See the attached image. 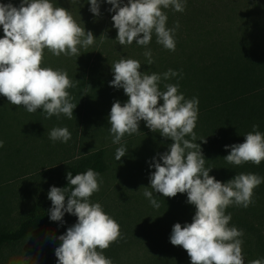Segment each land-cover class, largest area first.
<instances>
[{
  "label": "clouds",
  "instance_id": "clouds-1",
  "mask_svg": "<svg viewBox=\"0 0 264 264\" xmlns=\"http://www.w3.org/2000/svg\"><path fill=\"white\" fill-rule=\"evenodd\" d=\"M87 3L94 17H100L102 3L111 5L108 11L114 13L111 20L117 30L115 40L121 46L135 42L144 47L148 66L154 63L152 50L148 48L153 34L157 44L175 51L179 21L172 28L167 27L168 15L163 10L183 12L186 0H87ZM0 26L4 33L0 38V95L29 113L41 109L46 119L61 115L72 119L77 104L72 102L68 89L76 87L79 81L70 79L65 70L42 67L44 50L57 57L62 54L79 57L81 48L94 44L93 32L86 31L84 23L81 26L68 9L55 6L51 0H20L19 6L11 0L0 3ZM141 66L139 60L127 57L111 65L114 78L109 86L123 89L128 97L123 105L115 100L108 115L112 143L121 145L116 149L115 159L120 161L127 154L121 140L125 134L141 132V121L153 133L172 141L167 151L152 158L150 186H143V195L154 208L160 207L154 193L166 198L186 194V202L195 207L191 223L173 225L170 243L182 247L191 264H245L241 239L244 231L229 226L232 216L226 214V209L253 204L254 189L264 182V177L241 172L221 182L211 176L212 168L205 167L206 159L194 131L199 116L198 98L186 99L178 83H165V90L160 89L162 81L180 73L172 69L164 73L142 72ZM258 128L259 125L253 124L243 143L225 145V149H231L223 157L228 164L259 166L264 161V132ZM71 135L67 127H54L49 139L67 143ZM199 141L207 142L206 138ZM3 144L0 140V147ZM66 179L67 187L51 186L47 193L52 205L48 210L51 221L63 223L66 213L77 218L65 233L54 237L60 242L54 249L57 264H113L104 250L121 238L120 225L101 203L90 199L100 191V174L92 168L75 175L68 171ZM11 264H34V258L24 250ZM248 264H264V259H252Z\"/></svg>",
  "mask_w": 264,
  "mask_h": 264
},
{
  "label": "trees",
  "instance_id": "trees-1",
  "mask_svg": "<svg viewBox=\"0 0 264 264\" xmlns=\"http://www.w3.org/2000/svg\"><path fill=\"white\" fill-rule=\"evenodd\" d=\"M163 11L168 15L167 27L172 28L179 21L176 49L169 51L157 44L153 34L148 45L154 58L150 66L143 55L145 48L135 42L119 45L115 40L117 31L109 39L102 37L94 43L93 48L101 39L105 40L104 45H110L92 60L93 50L88 49L82 50L79 57L64 56L49 62L46 67L65 70L70 79L79 81L76 87L68 89L72 102L77 104L72 119L63 115L46 119L41 109L29 113L0 95V130H31L49 156L52 152L61 154L56 159L49 157L50 162L37 169L41 180L49 178L43 189L37 187L34 195L30 189L17 204L9 201L10 204L3 205L0 248L40 233L53 223L48 216L52 205L47 193L51 186H68V171L75 175L92 168L101 178L111 175L116 181H149L154 171L150 167L152 158L167 151L172 141L153 133L141 121V132L125 134L121 140L127 154L120 161L115 159L121 145L112 143L108 115L115 100L123 105L128 97L123 89L110 87L109 82L114 78L111 65L121 57L139 60L142 72L164 73L172 69L180 73L162 81L159 87L163 91L165 83H178L186 99L198 98L199 116L194 131L206 159L205 167L212 168L211 176L221 182L241 172L264 177V161L259 166H234L223 159L231 151L225 145L243 143L253 124L264 132V0H186L183 12L171 8ZM107 32L110 31L104 34ZM54 127H67L71 139L67 143L56 141L54 145L49 139ZM202 138L207 142L199 141ZM29 141L33 139L25 140ZM177 196L174 203L184 223H191L195 207L186 202V194ZM253 201L247 208L232 205L226 209V214L232 216L229 226L244 231L242 248L251 260L264 259V182L254 189ZM14 210L16 214L11 216Z\"/></svg>",
  "mask_w": 264,
  "mask_h": 264
},
{
  "label": "rangeland",
  "instance_id": "rangeland-1",
  "mask_svg": "<svg viewBox=\"0 0 264 264\" xmlns=\"http://www.w3.org/2000/svg\"><path fill=\"white\" fill-rule=\"evenodd\" d=\"M8 2L9 0H0V3ZM11 2L19 6L20 0H11ZM51 2L55 6L68 9L81 26L84 23L86 31H92L96 37L95 42L102 37L109 39L108 36H112L117 31L112 26L111 16L114 13L108 11L111 5L107 3L101 4L100 17H94L89 11L90 5L87 0H51ZM106 30L110 31L107 32L109 35H103ZM3 35L0 26V38ZM104 41L101 39L94 48V44L87 49L81 48L80 52L93 50L90 59L92 60L96 58L95 54L110 45V43L104 45ZM62 57L63 54L57 57L45 49L41 66L46 67L50 61ZM32 136H35L33 131H23L19 127L0 130V140L4 141L3 147H0V212L3 205L10 204L9 201L14 205L17 204L30 189L33 195L37 187L43 189L48 184L49 178L45 177L41 180L37 169L43 163H49V157L56 159L61 156L57 152H52L49 156L47 151L43 150V144L38 136ZM30 139L33 141L25 142ZM51 142L56 144V141L51 140ZM26 173L27 176H22ZM143 186L149 187L150 182L140 178H124L122 181H116L111 175H105L102 177L100 191L90 198L93 203H101L104 211L120 225L121 238L104 250V255L111 258L113 264H191L187 252L182 247L170 243L173 225L185 224L180 209L174 203L178 196L166 198L162 197V194L154 193L160 204L157 209L144 197ZM15 214L14 210L11 216ZM76 219L75 216L66 213L63 223L53 222L40 233L1 247L0 264H11V261L19 258L24 250L34 258V264H57L54 249L60 242L54 237L65 233ZM244 260L245 264H248L251 259L244 254Z\"/></svg>",
  "mask_w": 264,
  "mask_h": 264
}]
</instances>
